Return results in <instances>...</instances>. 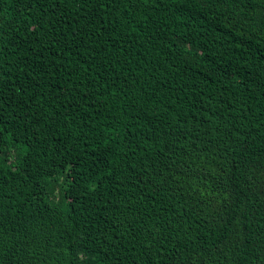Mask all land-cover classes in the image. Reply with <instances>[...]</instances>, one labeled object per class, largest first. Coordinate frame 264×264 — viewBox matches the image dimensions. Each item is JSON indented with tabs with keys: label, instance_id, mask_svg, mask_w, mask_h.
I'll list each match as a JSON object with an SVG mask.
<instances>
[{
	"label": "trees",
	"instance_id": "16d2710c",
	"mask_svg": "<svg viewBox=\"0 0 264 264\" xmlns=\"http://www.w3.org/2000/svg\"><path fill=\"white\" fill-rule=\"evenodd\" d=\"M0 264H264V0H0Z\"/></svg>",
	"mask_w": 264,
	"mask_h": 264
}]
</instances>
